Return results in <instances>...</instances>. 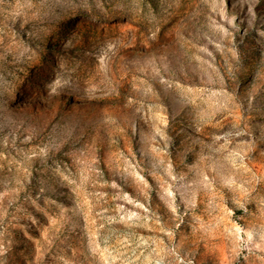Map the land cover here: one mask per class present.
Instances as JSON below:
<instances>
[{
    "label": "rangeland",
    "instance_id": "374dc122",
    "mask_svg": "<svg viewBox=\"0 0 264 264\" xmlns=\"http://www.w3.org/2000/svg\"><path fill=\"white\" fill-rule=\"evenodd\" d=\"M0 264H264V0H0Z\"/></svg>",
    "mask_w": 264,
    "mask_h": 264
}]
</instances>
